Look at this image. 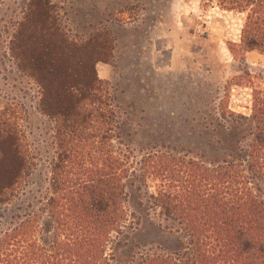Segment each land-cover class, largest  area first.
<instances>
[{
    "label": "trees",
    "instance_id": "trees-1",
    "mask_svg": "<svg viewBox=\"0 0 264 264\" xmlns=\"http://www.w3.org/2000/svg\"><path fill=\"white\" fill-rule=\"evenodd\" d=\"M46 1L26 0L9 52L36 83L39 111L53 121L48 194L9 216L0 230V264H264V91L255 93L249 116L230 113L244 131L217 156L162 144L136 151L121 139L113 96L92 68L96 58L84 61L81 47L59 43ZM219 1L222 9L246 11L241 55L264 53V0ZM36 19L43 27H31L42 37L29 50L24 23ZM111 47L97 45L106 57ZM14 113L0 112V206L16 195L29 164ZM143 204L178 245L128 248L126 261L115 260L108 251L119 235L128 237Z\"/></svg>",
    "mask_w": 264,
    "mask_h": 264
},
{
    "label": "rangeland",
    "instance_id": "rangeland-1",
    "mask_svg": "<svg viewBox=\"0 0 264 264\" xmlns=\"http://www.w3.org/2000/svg\"><path fill=\"white\" fill-rule=\"evenodd\" d=\"M25 2L0 0V112L7 116L15 111L29 162L16 195L0 206V230L11 214L40 204L48 194L53 157V121L39 111L36 83L15 66L9 52ZM46 2L63 37L59 43L81 47L87 53L84 61L96 58L92 68L113 96L121 139L136 151L162 144L166 150L217 156L226 141L244 131L230 113L249 116L255 93L264 91V57L245 61V52L241 55L237 47L246 11L222 9L219 0ZM24 24L25 35L21 30L20 36L32 50L42 37L33 29L44 23L36 19ZM28 32L35 38L26 37ZM98 44L112 45L108 57ZM80 58L74 55L73 61ZM131 195L135 211L136 197ZM136 210L137 224L127 229L126 239L119 235L121 243L108 251L115 260L126 261L131 249L176 248V236L162 227L166 223L161 218L144 204Z\"/></svg>",
    "mask_w": 264,
    "mask_h": 264
},
{
    "label": "crops",
    "instance_id": "crops-1",
    "mask_svg": "<svg viewBox=\"0 0 264 264\" xmlns=\"http://www.w3.org/2000/svg\"><path fill=\"white\" fill-rule=\"evenodd\" d=\"M264 57V53H261L257 50H249V51H245L244 53V60L246 61V59L248 61H250L251 57H257V58H260V57ZM255 58V59H257Z\"/></svg>",
    "mask_w": 264,
    "mask_h": 264
}]
</instances>
